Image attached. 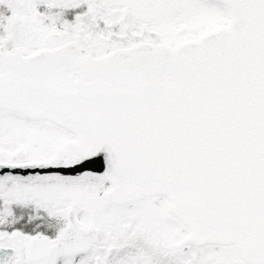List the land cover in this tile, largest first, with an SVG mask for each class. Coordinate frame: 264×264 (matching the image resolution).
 <instances>
[{"label": "snow or ice", "instance_id": "6c2138e0", "mask_svg": "<svg viewBox=\"0 0 264 264\" xmlns=\"http://www.w3.org/2000/svg\"><path fill=\"white\" fill-rule=\"evenodd\" d=\"M0 264H264V0H0Z\"/></svg>", "mask_w": 264, "mask_h": 264}]
</instances>
